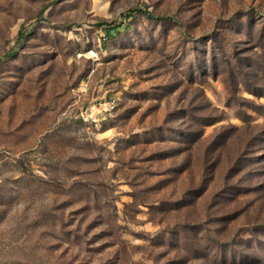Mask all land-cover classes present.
<instances>
[{"label": "rangeland", "instance_id": "374dc122", "mask_svg": "<svg viewBox=\"0 0 264 264\" xmlns=\"http://www.w3.org/2000/svg\"><path fill=\"white\" fill-rule=\"evenodd\" d=\"M0 264H264V0H0Z\"/></svg>", "mask_w": 264, "mask_h": 264}]
</instances>
